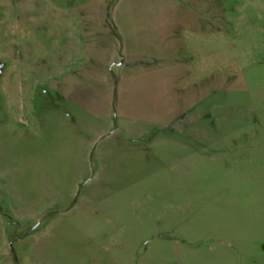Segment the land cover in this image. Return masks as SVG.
I'll list each match as a JSON object with an SVG mask.
<instances>
[{
	"label": "rangeland",
	"instance_id": "1",
	"mask_svg": "<svg viewBox=\"0 0 264 264\" xmlns=\"http://www.w3.org/2000/svg\"><path fill=\"white\" fill-rule=\"evenodd\" d=\"M0 264H264V0H0Z\"/></svg>",
	"mask_w": 264,
	"mask_h": 264
}]
</instances>
